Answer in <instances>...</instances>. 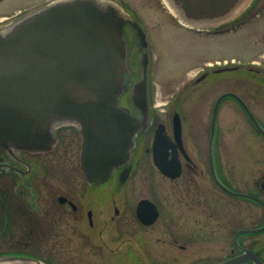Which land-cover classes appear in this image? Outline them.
<instances>
[{"label":"flooded vegetation","instance_id":"af4514ba","mask_svg":"<svg viewBox=\"0 0 264 264\" xmlns=\"http://www.w3.org/2000/svg\"><path fill=\"white\" fill-rule=\"evenodd\" d=\"M245 26L251 28V50L264 59V0H248L246 6L229 21L209 28H190L203 34L222 35ZM134 33L133 44H129L127 39V63L133 78L129 88L121 95L119 106L129 110L137 121H143V113L131 97L134 83L141 78L140 59L143 52ZM250 63L248 66L238 64L206 69L194 80V84L211 75H214L211 78H218L222 73L243 70L260 78L257 83L264 96V62L251 60ZM225 92H233L240 98L228 96L220 103L212 160L210 135L214 106L219 96L212 109L207 147L190 146L183 116L178 110H174L170 124L158 120L153 109L151 84V121L145 129L140 128L135 133L127 158L113 167L104 179H90L83 169L86 139L78 122H54L51 141L41 149H15L0 144V264H97L99 258L96 255L102 256L103 264L157 263V245L161 240L158 223L163 209L159 200L140 197L138 193L142 177L148 176L152 169L171 181L169 192L176 200L175 208L179 209L180 215L185 214L190 221L193 217L194 222L200 221V240H203L204 250H208L209 243L214 242L209 249L216 250L214 255L223 239V227L228 224L222 219L224 194L237 200L246 199L248 213L243 214V211L242 218L248 215L255 225L237 228L230 253L219 260L212 256L210 263L219 264L241 254V248L253 250L264 262V169L256 172L251 165L242 169L237 165L235 172L240 174L241 169L246 181L245 188L237 189L225 176L223 147L217 142L220 108L228 98L242 108L262 137L264 134L254 124L248 109L263 127L264 123L238 89ZM175 118L181 121L180 141L175 133ZM161 123L170 140L168 158L179 166L174 176L163 173L155 161V141ZM157 149V155H160ZM245 169L249 173L246 174ZM146 200L153 203L158 212L150 223L144 221L153 214L152 208L142 203ZM238 204V201L234 206L227 204L233 207L235 214L231 217L234 221L240 218ZM258 228L263 229L252 231ZM244 236L248 243L243 240ZM163 243L172 250L174 246L183 250L188 248V244L179 245V240L171 231ZM245 264L255 263L249 261Z\"/></svg>","mask_w":264,"mask_h":264},{"label":"water","instance_id":"95a60500","mask_svg":"<svg viewBox=\"0 0 264 264\" xmlns=\"http://www.w3.org/2000/svg\"><path fill=\"white\" fill-rule=\"evenodd\" d=\"M169 2L182 23L202 29L233 19L248 0ZM126 25L135 30L143 50L141 78L134 83L131 94L134 105L143 113V121H137L129 110L119 106V99L133 78L127 63ZM150 62L145 29L115 0H52L18 16L0 26V144L15 149H41L51 141L54 122H78L86 139L83 169L90 179H104L127 158L135 133L151 121ZM227 96L240 98L226 92L216 100L211 160L216 117ZM248 112L264 134V127L249 109ZM174 126L180 141L178 118ZM169 146V137L160 124L155 161L163 173L174 176L179 166L168 158ZM142 203L152 208L153 214L144 220L150 223L158 214L157 209L150 201ZM241 249V254L219 264H264L253 250Z\"/></svg>","mask_w":264,"mask_h":264},{"label":"rangeland","instance_id":"374dc122","mask_svg":"<svg viewBox=\"0 0 264 264\" xmlns=\"http://www.w3.org/2000/svg\"><path fill=\"white\" fill-rule=\"evenodd\" d=\"M50 1L52 0H4L0 2V26ZM115 1L131 17L141 21L148 33L151 55L149 78L153 109L160 122L170 124L174 110H178L183 116L188 144L207 147L215 100L225 91L238 89L264 123V96L257 83L260 79L257 75L240 70L219 74L218 78H211L214 76L211 75L194 84V80L204 70L222 67L223 65L217 64L220 60L234 59L236 63L229 64L233 66L238 64L248 66L251 60L264 62L262 57H258L251 50L250 26L222 35L203 34L181 23L163 0ZM126 37L129 44H133L135 33L131 27L126 28ZM206 87L210 88L206 89ZM220 113L217 142L223 147L225 176L237 189L245 188V174L241 173V169L248 165H251L256 172L260 168L264 169V137L258 133L234 100L230 98L225 100L221 105ZM237 165L241 167L240 174L235 172ZM148 174L142 177L141 190H138V193L140 197L148 196L159 200L163 209L158 223L161 226L159 233L161 240L157 245L158 254L155 264H212L210 257L216 256L219 260L230 253L237 228L255 225L248 215L242 218L243 211V214L248 213V201L237 200L224 194L222 219L228 224L223 227V239L221 244L219 243L217 254L214 255L216 250H209L214 242L209 243L208 250H204L203 240H200L202 239L200 238L202 233L199 232L200 221L194 222V217L190 221L189 217L185 214L180 215L179 209L175 208L176 200L169 192L171 181L154 169ZM257 175L258 173L255 174ZM236 201L239 203V221H234L231 217L235 213L233 207L229 206H234ZM170 231L179 240V245L188 244V248L185 250L179 246H174L173 250L168 248L163 242ZM243 240L248 243L246 236ZM204 255L209 257L205 258ZM96 257L99 258L97 264H103L102 256L96 255Z\"/></svg>","mask_w":264,"mask_h":264},{"label":"bare ground","instance_id":"6f19581e","mask_svg":"<svg viewBox=\"0 0 264 264\" xmlns=\"http://www.w3.org/2000/svg\"><path fill=\"white\" fill-rule=\"evenodd\" d=\"M163 1L166 3V5L168 6V8H169L173 13H175V10H174V8L171 6L169 0H163Z\"/></svg>","mask_w":264,"mask_h":264}]
</instances>
